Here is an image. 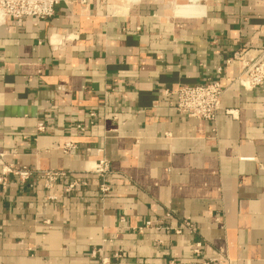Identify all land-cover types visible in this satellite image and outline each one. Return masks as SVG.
Wrapping results in <instances>:
<instances>
[{
    "label": "crops",
    "instance_id": "crops-1",
    "mask_svg": "<svg viewBox=\"0 0 264 264\" xmlns=\"http://www.w3.org/2000/svg\"><path fill=\"white\" fill-rule=\"evenodd\" d=\"M116 6L64 0L46 20L0 15V151L87 182L72 192L36 176L0 184V264H100L90 254L102 245L124 253L117 264H196L197 240L205 257L264 264V84L242 87L238 60L227 65L264 47V0ZM221 66L215 121L181 114L164 94L217 79ZM100 149L107 194L93 172Z\"/></svg>",
    "mask_w": 264,
    "mask_h": 264
},
{
    "label": "built area",
    "instance_id": "built-area-1",
    "mask_svg": "<svg viewBox=\"0 0 264 264\" xmlns=\"http://www.w3.org/2000/svg\"><path fill=\"white\" fill-rule=\"evenodd\" d=\"M64 0H0V15L3 19L21 20L25 18H37L38 20H46L52 18L56 13L57 6ZM85 1V0H84ZM233 59L238 60L241 68L236 77V81L246 89H253L264 84V47L257 56L245 57L242 52H236L233 58L227 61L230 64ZM226 65V66H227ZM225 72V67L221 66L217 69L218 75ZM226 92V86L222 82L221 76L217 79H209L207 82L200 84H180L176 88H167L164 94L173 95L176 99L175 107L181 114L191 118L201 120L215 121L220 109L222 108L223 96ZM92 116L95 113L91 114ZM81 131H85L83 124L77 125ZM47 129L44 122H39L37 132L43 133ZM66 151L77 149L74 142H67L63 146ZM90 152V148L87 149ZM102 149L99 150L100 158L93 168L100 178V190L103 194L110 191L109 176L110 163L104 155H101ZM67 175L61 170H41L33 171L27 166H20L14 162L7 161V153L0 151V184L6 186L10 176H17L22 182L29 183L35 176L40 180H44V185L49 190H53L57 184L66 186L67 192L74 191L77 187L87 184L82 178H76L71 182H62ZM49 199L54 200L57 195L53 192L49 193ZM124 222L125 218L121 217ZM162 220H147L144 228L154 226L160 229L163 226ZM184 225L190 232H196V228L189 221H184ZM176 233H181V228H177ZM142 232V228L140 229ZM106 242V240H104ZM161 242V241H160ZM205 244L201 241L193 242V254L195 255L196 264H231L229 256L225 253H219L213 257H205ZM99 260L100 264H117L124 257V253L120 250L108 254L104 245L94 248L90 254ZM166 264H189L177 260H169Z\"/></svg>",
    "mask_w": 264,
    "mask_h": 264
},
{
    "label": "bare ground",
    "instance_id": "bare-ground-1",
    "mask_svg": "<svg viewBox=\"0 0 264 264\" xmlns=\"http://www.w3.org/2000/svg\"><path fill=\"white\" fill-rule=\"evenodd\" d=\"M137 1L138 0H120V4L115 7L116 11L120 12V13H123V12L125 13L128 10L129 3H133V2H137ZM190 1H192V0H190Z\"/></svg>",
    "mask_w": 264,
    "mask_h": 264
},
{
    "label": "rangeland",
    "instance_id": "rangeland-1",
    "mask_svg": "<svg viewBox=\"0 0 264 264\" xmlns=\"http://www.w3.org/2000/svg\"><path fill=\"white\" fill-rule=\"evenodd\" d=\"M114 2H115V5H119L120 4V0H114ZM141 2V0H138L137 2H133V3H129L130 5H134V4H138V3H140ZM192 2V4L194 3V0H192L191 1ZM178 6H180V5H178ZM179 8V7H178ZM120 13V12H119Z\"/></svg>",
    "mask_w": 264,
    "mask_h": 264
}]
</instances>
